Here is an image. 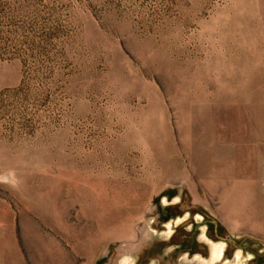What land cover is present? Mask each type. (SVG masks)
<instances>
[{
    "label": "rangeland",
    "instance_id": "1",
    "mask_svg": "<svg viewBox=\"0 0 264 264\" xmlns=\"http://www.w3.org/2000/svg\"><path fill=\"white\" fill-rule=\"evenodd\" d=\"M0 264H264V0H0Z\"/></svg>",
    "mask_w": 264,
    "mask_h": 264
}]
</instances>
